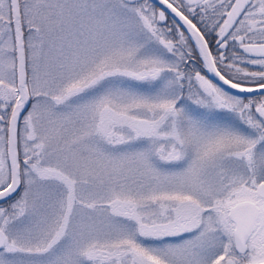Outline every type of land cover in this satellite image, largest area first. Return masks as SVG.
<instances>
[{
  "label": "snow or ice",
  "instance_id": "obj_1",
  "mask_svg": "<svg viewBox=\"0 0 264 264\" xmlns=\"http://www.w3.org/2000/svg\"><path fill=\"white\" fill-rule=\"evenodd\" d=\"M0 264H264V0H0Z\"/></svg>",
  "mask_w": 264,
  "mask_h": 264
}]
</instances>
